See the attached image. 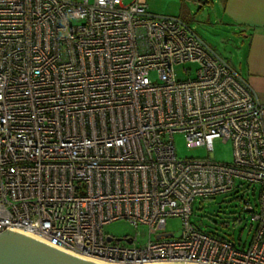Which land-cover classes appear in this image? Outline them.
I'll list each match as a JSON object with an SVG mask.
<instances>
[{
    "label": "built area",
    "instance_id": "1",
    "mask_svg": "<svg viewBox=\"0 0 264 264\" xmlns=\"http://www.w3.org/2000/svg\"><path fill=\"white\" fill-rule=\"evenodd\" d=\"M124 1L0 0V233L112 264H264V102L190 25ZM176 133L207 156L178 157ZM237 187L249 241L190 221ZM118 219L146 241L105 233Z\"/></svg>",
    "mask_w": 264,
    "mask_h": 264
},
{
    "label": "rangeland",
    "instance_id": "2",
    "mask_svg": "<svg viewBox=\"0 0 264 264\" xmlns=\"http://www.w3.org/2000/svg\"><path fill=\"white\" fill-rule=\"evenodd\" d=\"M91 1V0H90ZM131 0H125V3ZM211 0H146L148 10L156 15L175 16L190 25L213 49L225 58L230 64H237V43L232 35L219 29L213 22ZM217 6V4H216ZM231 38L233 41H231ZM232 65V64H231ZM175 151L180 158L206 157L207 152L203 147L187 148L184 136L176 133L173 136ZM213 157L217 161L230 162L232 160V146L223 143L220 139L213 141ZM247 185H245L246 187ZM244 191V195H242ZM255 197L251 191H245L242 187L217 194L206 199H198L192 207L190 221L200 230L212 232L220 236L232 237L235 241H249L252 235L250 225L254 224L251 215L242 210L244 199L254 204ZM238 220V224L235 221ZM167 232L180 235L182 220L179 217H170L166 221ZM105 233L116 238L134 236L138 233L140 243L146 241V231L143 226L136 229L126 219H118L103 226Z\"/></svg>",
    "mask_w": 264,
    "mask_h": 264
},
{
    "label": "crops",
    "instance_id": "3",
    "mask_svg": "<svg viewBox=\"0 0 264 264\" xmlns=\"http://www.w3.org/2000/svg\"><path fill=\"white\" fill-rule=\"evenodd\" d=\"M209 4L213 22L237 43L238 61L231 66L264 102V0H211Z\"/></svg>",
    "mask_w": 264,
    "mask_h": 264
},
{
    "label": "water",
    "instance_id": "4",
    "mask_svg": "<svg viewBox=\"0 0 264 264\" xmlns=\"http://www.w3.org/2000/svg\"><path fill=\"white\" fill-rule=\"evenodd\" d=\"M166 235V234H165ZM159 237V236H157ZM0 264H112L79 256L59 248L38 236L7 228L0 233ZM143 264H194L154 262Z\"/></svg>",
    "mask_w": 264,
    "mask_h": 264
}]
</instances>
